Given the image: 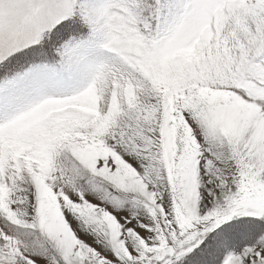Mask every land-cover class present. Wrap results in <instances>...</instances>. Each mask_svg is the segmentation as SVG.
<instances>
[{
    "label": "snow or ice",
    "instance_id": "obj_1",
    "mask_svg": "<svg viewBox=\"0 0 264 264\" xmlns=\"http://www.w3.org/2000/svg\"><path fill=\"white\" fill-rule=\"evenodd\" d=\"M0 264H264V0H0Z\"/></svg>",
    "mask_w": 264,
    "mask_h": 264
}]
</instances>
